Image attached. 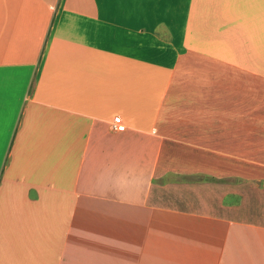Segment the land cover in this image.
Here are the masks:
<instances>
[{"label":"crops","instance_id":"crops-1","mask_svg":"<svg viewBox=\"0 0 264 264\" xmlns=\"http://www.w3.org/2000/svg\"><path fill=\"white\" fill-rule=\"evenodd\" d=\"M0 264H264V0H0Z\"/></svg>","mask_w":264,"mask_h":264},{"label":"built area","instance_id":"built-area-1","mask_svg":"<svg viewBox=\"0 0 264 264\" xmlns=\"http://www.w3.org/2000/svg\"><path fill=\"white\" fill-rule=\"evenodd\" d=\"M112 126L116 130H125L126 129V125L122 123L120 116H117L115 118V120L112 123Z\"/></svg>","mask_w":264,"mask_h":264}]
</instances>
